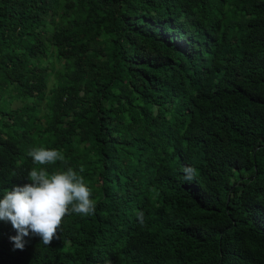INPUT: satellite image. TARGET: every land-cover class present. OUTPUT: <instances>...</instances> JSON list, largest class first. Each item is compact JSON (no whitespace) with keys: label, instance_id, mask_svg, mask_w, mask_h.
<instances>
[{"label":"trees","instance_id":"obj_1","mask_svg":"<svg viewBox=\"0 0 264 264\" xmlns=\"http://www.w3.org/2000/svg\"><path fill=\"white\" fill-rule=\"evenodd\" d=\"M32 147L96 211L0 264H264V0H0V198Z\"/></svg>","mask_w":264,"mask_h":264},{"label":"clouds","instance_id":"obj_2","mask_svg":"<svg viewBox=\"0 0 264 264\" xmlns=\"http://www.w3.org/2000/svg\"><path fill=\"white\" fill-rule=\"evenodd\" d=\"M27 155L34 165L27 175V183L5 189L0 198V221L10 223L15 236L9 240L14 250L23 251L25 237H38L45 246L59 239L62 220L67 215L77 214L91 217L96 211V200L92 199V189L79 173L71 167L49 171L48 165L66 162L64 154L55 148L32 147ZM183 180L192 182L197 169L192 166L182 168ZM138 222L144 223V213H137Z\"/></svg>","mask_w":264,"mask_h":264}]
</instances>
